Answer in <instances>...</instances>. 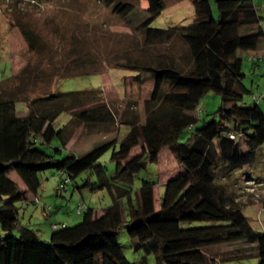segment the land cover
<instances>
[{
    "label": "trees",
    "instance_id": "obj_1",
    "mask_svg": "<svg viewBox=\"0 0 264 264\" xmlns=\"http://www.w3.org/2000/svg\"><path fill=\"white\" fill-rule=\"evenodd\" d=\"M100 1L141 29L147 46L181 39L186 48L184 62L177 63L166 51L129 60L128 66L152 77L145 117L139 113L122 116L121 121L130 128L121 140L117 136L105 138L81 156L65 149L71 138L65 135L66 124L59 128L54 124L70 105L67 96L80 91L38 95L29 102L24 118L17 111L16 99L25 88L23 79L31 74L29 65L15 74L20 85L4 89L1 94L7 97L0 98V264H149L148 254L153 255L154 264H217L218 257L206 249L236 240L253 244L257 264H264V232L251 226L219 180L252 163L264 143V108L253 96L251 103L241 102L250 91L243 81V53L264 48V30L254 1L213 0L214 14L212 0H190L192 21L167 27L151 25L166 8V0H147V15L136 23L129 17L133 2ZM21 29L29 49L35 51L37 34L29 27ZM208 91L219 93L222 101L210 118L197 124L195 109ZM73 98L71 105L78 101ZM72 117L90 125L117 121L113 108L104 100L73 110ZM56 137L61 144L50 151L45 145L50 147ZM137 145L141 151L131 154ZM164 147L180 164V170L165 181L156 207L154 182L144 179L138 188L133 185L148 162H157ZM110 148L116 163L112 177L98 162ZM47 169L63 176L60 184L65 179L69 184L91 170L96 180L89 175L77 186L106 188L112 203L100 213L87 207L83 219L74 225L52 226L48 238H42L34 228L19 226L17 203L36 200L28 194L37 196L41 172ZM192 219L213 223L181 226L182 220ZM17 227L19 235L14 233ZM120 229H126L136 250L143 251L140 260H130L124 252ZM232 256L237 257L222 259Z\"/></svg>",
    "mask_w": 264,
    "mask_h": 264
},
{
    "label": "rangeland",
    "instance_id": "obj_2",
    "mask_svg": "<svg viewBox=\"0 0 264 264\" xmlns=\"http://www.w3.org/2000/svg\"><path fill=\"white\" fill-rule=\"evenodd\" d=\"M126 1L135 4L129 16L133 23L147 15V0ZM253 1L264 30V0ZM166 2V8L151 22L152 26L167 27L192 21L194 10L190 0ZM212 5L216 14L213 0ZM21 26L29 27L37 34L38 47L35 51L29 49ZM163 51L174 55L177 63L184 62L186 48L181 39L176 37L169 43L147 46L141 29L135 28L128 18H122L100 0H0V98L7 97L1 94L4 89H14L20 85L21 81L16 80L15 74L25 65H29L31 74L23 79L25 88L16 99L17 111L24 118L27 117L29 102L38 95L50 91H80L67 96L69 107L54 121L58 128L66 124L65 135L71 138L65 149L73 150L80 156L105 138L117 136L121 140L130 128L121 121L122 116L131 117L139 113L142 118L145 117V100L151 90L152 77L147 71L128 66L129 60ZM251 58L249 51L243 53V81L250 91L244 94L241 102L251 103L254 95L264 108V56L256 58L258 66L252 63ZM73 97L78 101L71 105L75 99ZM103 100L113 108L117 119L115 124H82L72 117L73 110ZM221 101L219 93H205L195 109L199 118L197 124L210 118ZM180 138L185 139L186 133ZM60 144V139L56 137L50 147H45L51 151ZM140 151L141 146L137 145L131 154ZM112 152V148L108 149L98 160L105 165L109 177L114 175L116 169ZM179 170L180 164L168 147H164L159 152L157 162H148L147 167L139 172L133 187L141 186L144 179L154 182V201L155 206L159 207L165 181ZM90 172H83L69 182L67 188H61L63 176L54 169L44 170L37 196L29 193L19 178L26 193L31 198L38 197L17 203L19 226L34 228L42 238H48L54 223L74 225L83 219L87 207L102 212L112 203L109 191L106 188L77 186L83 184L89 175L96 180V175ZM13 176L17 177V174L14 172ZM219 180L234 196L251 226L264 232V143L257 149L252 163L233 170L229 177ZM79 206L84 208L82 212L78 211ZM211 223L213 221L192 219L182 220L181 226ZM19 228L14 230L17 235L20 234ZM119 238L128 258L140 260L143 251L136 250L134 240L126 229H120ZM252 245L245 240H236L215 244L206 250L218 257L217 264H257L258 258L253 253ZM247 252L250 256H240ZM227 255L237 257L222 259ZM147 261L154 264L152 254L147 255Z\"/></svg>",
    "mask_w": 264,
    "mask_h": 264
},
{
    "label": "crops",
    "instance_id": "obj_3",
    "mask_svg": "<svg viewBox=\"0 0 264 264\" xmlns=\"http://www.w3.org/2000/svg\"><path fill=\"white\" fill-rule=\"evenodd\" d=\"M250 54H251V61L252 63H254V65H259L258 61H256V58H261L262 56H264V48L263 47H259L258 49L256 50H253V51H249ZM254 58V59H253Z\"/></svg>",
    "mask_w": 264,
    "mask_h": 264
},
{
    "label": "built area",
    "instance_id": "obj_4",
    "mask_svg": "<svg viewBox=\"0 0 264 264\" xmlns=\"http://www.w3.org/2000/svg\"><path fill=\"white\" fill-rule=\"evenodd\" d=\"M263 95H264V93H263ZM253 98H256L257 100H258V98L256 97V96H254L253 95ZM231 135V137H233V134H230ZM60 187H62V188H67L68 187V179H65L61 184H60ZM38 198V197H37ZM36 198V199H37ZM82 210V207L81 206H79V209H78V211L80 212ZM58 226V224L57 223H54L53 224V227H57Z\"/></svg>",
    "mask_w": 264,
    "mask_h": 264
}]
</instances>
